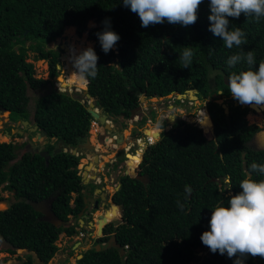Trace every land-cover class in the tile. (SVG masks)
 Returning a JSON list of instances; mask_svg holds the SVG:
<instances>
[{
	"label": "trees",
	"instance_id": "obj_1",
	"mask_svg": "<svg viewBox=\"0 0 264 264\" xmlns=\"http://www.w3.org/2000/svg\"><path fill=\"white\" fill-rule=\"evenodd\" d=\"M209 5L210 0H203L191 26L165 21L145 28L138 14L125 7L122 0H0V110H10L14 120L28 119L33 114L34 122L47 137H55V142L61 141L67 149L52 155L46 163L40 152L23 151L19 156L21 144L0 141V185L14 191L15 198L10 207L0 209V243H7L11 252L17 248L29 251L15 264L48 262L58 250L60 233L69 232L66 225L42 219V213L30 201L54 197L52 208L64 220L81 208V189L85 185L78 164L83 154L71 150L88 137L93 116L74 93L55 86L60 49L48 46L64 30L74 35V27L79 35L87 31L95 41L98 74L85 82L96 105L105 113L114 119L122 113L128 116L145 93L166 96L196 87L199 97L207 101L214 123L212 133L203 111L199 120L178 117L169 129L160 131L140 161L139 171L146 174L147 180L124 175L114 196L123 210L117 238L126 246L125 253L120 254L116 247L97 250L93 246L74 264H235L237 257L213 253L202 243L201 235L210 228L211 208L219 201L226 204L231 195L242 191L239 183L251 171L253 162L264 164V148L249 143L261 128L256 122H248L249 107L230 102L226 114L213 95L219 89L229 95L230 73L245 66L227 65L228 58L240 49L226 48L221 38L209 31ZM105 21L120 36L107 54L97 36L104 30ZM229 21L230 26L245 32L243 52H253L258 68L264 59V18L257 23L253 16L241 14L239 18L229 17ZM92 44L82 37L76 51ZM188 45L194 51L192 64L181 68L179 54ZM29 49L35 51V58L48 60L49 78L35 75L34 62L27 59ZM64 53L69 68L64 67L67 74L59 82L69 88L72 83L68 76L74 83L81 81L67 58L68 52ZM43 87L47 91L36 97L30 109L28 88ZM176 101L183 103L178 98ZM147 117L143 116L141 124ZM104 124L110 125L107 128L113 130L111 134L117 132L108 118ZM54 147L55 143L46 145L50 153ZM251 175L253 179H264L256 172ZM186 186L192 189L190 193ZM72 192H78L74 204L70 203ZM197 246L205 250L204 254H197ZM241 259L243 264H264L259 256Z\"/></svg>",
	"mask_w": 264,
	"mask_h": 264
},
{
	"label": "clouds",
	"instance_id": "obj_2",
	"mask_svg": "<svg viewBox=\"0 0 264 264\" xmlns=\"http://www.w3.org/2000/svg\"><path fill=\"white\" fill-rule=\"evenodd\" d=\"M202 2L203 0H122L125 7H129L133 13L138 14L141 25L145 28L149 25L162 24L165 21L173 25L180 24L183 27L191 26L198 18V9ZM209 7V31L221 38L226 48L232 49L235 46L240 49L238 53L228 58L227 65L230 68H235L237 65L245 66L230 73L228 91L242 105L264 107V59L259 62L257 68L253 52H243L242 46L247 44L245 32L240 27L230 26L229 21V17L239 18L241 14H244L246 17L253 16L259 23L261 18H264V0H210ZM97 36L106 54L120 39L119 34L111 30L107 21H105L104 30L98 32ZM193 56L194 51L191 45L185 46L183 52L179 54L181 68H190ZM69 59L81 82L97 76L98 55L91 45L77 52L74 45L70 44ZM58 89L62 90L60 87ZM196 94L198 95V91ZM221 95H223L222 90L219 94L216 92L214 97L218 99ZM198 99L201 104L203 99L199 95ZM223 100L230 104L225 98ZM249 109L253 108L249 107ZM4 113L5 111L1 109L0 119ZM169 118L175 119V117ZM260 127V129L264 128V126ZM141 137L147 140V135ZM53 138L56 140L55 137ZM149 144L151 143L147 142L146 145ZM250 170L246 178L239 183L242 191L231 195L226 204L219 201L211 208L210 228L201 235L202 243L213 253L218 251L221 255L227 253L229 258L237 257L235 264H243L241 258L248 255L264 258V179H253L251 175V172H256L264 176V164L253 162ZM186 191L190 193L192 189L186 186ZM121 254H124V251ZM48 262L41 264H48Z\"/></svg>",
	"mask_w": 264,
	"mask_h": 264
},
{
	"label": "flooded vegetation",
	"instance_id": "obj_3",
	"mask_svg": "<svg viewBox=\"0 0 264 264\" xmlns=\"http://www.w3.org/2000/svg\"><path fill=\"white\" fill-rule=\"evenodd\" d=\"M59 51H62V48H60ZM60 55H61V52H60ZM62 63H63V60L61 61V65ZM224 97L226 98V101L228 100L231 103L232 102L235 103L236 101V99L232 97L231 93ZM181 106H185V103H182ZM153 111L155 113L154 115L152 114ZM133 114L134 113L132 112L128 116L125 115V113L120 114L126 118H129L131 121H133L132 128H131L132 137L134 133L136 132L137 124L141 122L140 120L143 118L146 112H144L143 110L142 113L140 112V115L138 117ZM147 114H148L147 120L151 119L152 121L154 120L156 116V111L153 109H150L149 113ZM13 116L14 115L11 113H9L7 116L3 115L2 119H7V120H4L2 123V127H1L2 134H5L6 131L11 132L15 128H22L24 129V132L22 134H19L18 132L13 133L10 136V138H14L15 141L12 139L11 141L21 144L20 147L23 148V151L30 150L32 154L36 153L37 151H40L39 147L45 142L44 141L45 139H38L40 141L39 144H35L31 140V136H34L39 133V130H35L34 134L31 135V131L29 130V127H33L34 125L37 124L34 122L35 118L33 117V114L28 118V120L30 121V125H24L22 123V120L24 119L14 120ZM112 118L113 117L108 115V119L110 121ZM177 118L175 117L174 120L169 122L170 126L166 125L168 123V119H161V121L158 123V127L162 129L164 128L169 129L172 126V124L176 121ZM18 121L20 122L19 124H18ZM93 121H97V120H95V118L93 117L92 122ZM100 123H101L100 126H103V130L100 133L101 138H103L104 141H106L107 136L113 135L112 142H114L116 140L114 135L117 134V132L115 134H111L113 130L111 131L110 129H108L104 123L102 122ZM113 128H115L116 131L118 130L116 126H114ZM146 130H150V129L147 128ZM118 132L120 134H123L119 130ZM261 133L262 132H260V135ZM89 135L84 141L80 142L76 146L78 154H83V151H82L83 149H87L88 151L93 150L91 152L95 151V153H93L92 155V159L88 161L87 164H83V166L85 165L84 169H81V167L78 164L79 173L82 175V182L85 185V187L81 189V192H82V195H81L82 201L80 202L81 208L75 213H69L67 220H64L61 218L62 225H66L69 231V232L63 231L64 234L61 237V239L63 240V237H66L64 245H66L67 242H71V244H69L70 246L67 249H64L63 251L65 254V257L69 258L68 264H74L77 259L82 257L84 253L90 250L91 248H93V246L96 249H97V246H100V249L116 247L118 248L121 254V249L123 245L117 238V228L120 224L123 223V219H122L123 210H122L121 205L115 203L114 196L121 186V183H122L121 178L124 175H130L132 168L134 170L133 172H136L137 174H144L139 171L141 160L138 161V158H137V154H138L137 152L139 148L138 146L146 144L145 139L141 137L142 135L141 136L139 135L137 137L134 136L135 138H133V140L130 139L129 143H127L125 147L115 149V152L111 156V158L106 160L101 166L99 165V161L102 159L100 158V155L102 156V154L98 153L99 150H97L95 145L91 143ZM16 137H22L24 138V140L23 141L16 140ZM139 137L141 138L139 139ZM46 139H52V138L46 137ZM47 143L45 142L44 149H47L46 148ZM54 143L56 147L58 142H54ZM120 143L121 141L117 142L116 145ZM138 143H141V144H138ZM134 153L135 155H133ZM130 155L135 163L133 165L129 164V162L131 161ZM85 173H86L85 176H87L89 179V181L86 183H85V178H84ZM113 175L114 177H112ZM144 175L146 176V174ZM106 177L107 178L111 177V179H106ZM108 180L113 184V186L111 185L112 187L110 189L106 185V183H108L107 182ZM71 194L72 196L70 199V203L74 204L78 197V192H72ZM50 198H53L54 200V197H48L45 199H50ZM7 199H10L11 202L13 201V199L11 198H7ZM115 204L119 205L120 208L117 206H114ZM101 224L102 226H100ZM123 247H124L123 251L125 253L126 247L125 246ZM79 254H82V255L79 257ZM56 264H63V263L59 262Z\"/></svg>",
	"mask_w": 264,
	"mask_h": 264
},
{
	"label": "rangeland",
	"instance_id": "obj_4",
	"mask_svg": "<svg viewBox=\"0 0 264 264\" xmlns=\"http://www.w3.org/2000/svg\"><path fill=\"white\" fill-rule=\"evenodd\" d=\"M92 24H94V22ZM65 31L66 30H64V32L61 34V36L57 37L56 39H54L53 41L48 43V46L53 48V49H58V48L60 49L62 46L67 47V48H63L62 51H60L61 52L60 60L61 61L63 60V63H62V66L60 68V73L55 78V80H56L55 86H57V88L60 87L62 90H67L68 92H71L74 94H75V92H81L82 93V88H78L77 86H75L74 83L71 84V87H69V88L68 87L63 88L59 82L60 76H65L67 74L66 70L64 69L66 60L64 59L63 54H65L64 52L68 51V47L70 44L74 45V47L76 49V46L78 44H81V38L82 37H83V40H85V41L91 40L93 43L92 47L94 46V40L89 39L87 31H85L81 35H79L76 32L75 27H74V33H75L74 35H68V33ZM28 44H29V42H28ZM34 54H35V51L29 49L27 59L29 61L34 62L35 69H36L35 75L37 77L49 78L50 75H49V68H48L49 67L48 60L45 58H35ZM67 58H69V51H68ZM76 89H78V91ZM219 90H222V89H219ZM45 91H47V87L46 88L43 87L40 89L28 88V94L30 96V102H29L30 109H33V105H34V101H35L36 97L39 96L40 94L44 93ZM215 94L216 93H213V95H215ZM217 94H219V92H217ZM144 95H146V93ZM153 96H155V95L152 93L149 95H146V97L144 98L145 100L142 101L141 100L142 95H141L140 104L142 105V108L140 110H138L139 112H136L133 115L138 117L140 115V112L142 113L143 110H144V112H146L145 115H148L147 113H149V110L153 109L156 111V116H155L154 120H152V121H151V119H148L142 124H141V122L138 123L136 132L134 133L133 137L131 136V128H132L133 121H131L129 118L124 117L123 115H118L115 119L114 118L111 119V123L114 126H116V128L119 131H121L123 133V134H120L117 130V134L114 135L115 138H119L121 141V143L118 145H116L114 142H112L111 139H106V141H104V139L101 138L100 133L103 130V126H100L101 123L98 120L93 121L91 123V127L89 130V134H90L89 137H90L91 143H93L95 145L96 149L99 150V152L98 151H96V152L102 154V156L100 155V158H102L99 161L100 166L103 165V163L106 160L111 158V156L115 152V149L125 147L127 145V143H129L130 139L133 140V138H135L139 135L140 136L141 135H143V136L148 135L151 130H146L147 128L152 129V130L153 129L161 130L162 128L158 127V123L161 121V119H168V126H170L169 122L172 121L173 119H171L169 117H176V118L180 117V118H184L186 120L192 121V120L198 119V117L202 114L203 111L208 116V113L206 110L207 107L205 104L206 100H202V103L200 104L198 102V100L196 102V100H194V99H190L189 97H185L184 99H182V98L180 99V100H182L183 103H185V106H181L180 104L177 103V101H176L177 97H175V96L167 95L166 97H163L161 99L155 98ZM223 98H225V97L223 95H221L217 99L218 102L225 101V100H223ZM202 108H205V109L202 110ZM262 109H264V108H262ZM102 112H103V110H102ZM249 114H253V117H250ZM7 115H8V112H5L4 116H7ZM259 116H261L262 119ZM246 117L248 119V122H250V123L256 122L260 126H264V111H261V109L256 110V111H254L253 109H250V111H249V113H247ZM4 120H7V119H0V141H11V139L15 141L14 138H10V136H7L6 134H2L1 127H2V123ZM33 134H34V132H31V135H33ZM2 135H5V138L2 137ZM153 137H154V139H158V135H156L154 133H153ZM140 138L141 137H139V139ZM142 138H144V137H142ZM16 140L23 141L24 138L16 137ZM31 140L35 144H39V142H40L38 140L37 134L34 136H31ZM145 141L147 144L148 140H145ZM138 144H141V143H138ZM136 146H137V144H136ZM146 147H147V145H145V148ZM138 150H142V147H139ZM82 151H83L84 155H83V157L80 158L79 166L81 167V169H84L85 165L83 166V164H87L88 161H90L92 159V155H93V153H95V151L91 152L93 150L88 151L87 149H83ZM22 152H23V148L19 147L18 148L19 156ZM131 153H133V152H131ZM133 155H135V153ZM130 158H131V161L129 162V164L132 165L134 163V160L132 159L131 155H130ZM140 160H142V158H140ZM112 177H114V175ZM106 179H111V177H108V178L106 177ZM107 182L108 183H106V185L110 189L113 186V184L109 180ZM4 198H11L14 200L15 199L14 198V192L11 190L5 189L2 185H0V209L6 207V204L2 201ZM60 234H61V235H59L60 237L56 241L57 244L59 245V249L57 250L55 255L53 257H51L48 264H56L59 262H61L63 264L69 263V258L65 257V254L63 251H64V249H67L70 246L69 244H71V242H67L66 245H64L66 237H63V240H62L61 236H62V234H64V232H62ZM62 244H63V247H62ZM7 248H8L7 243H5V242L0 243V264H15V263L19 262L21 259L26 258L27 253H29V251L27 249H24V248H17L15 252H11ZM202 254H204V253H202ZM202 254H199V255H202ZM33 257L36 258L35 254L33 255ZM72 259H74V258H72ZM36 260H38V259L36 258Z\"/></svg>",
	"mask_w": 264,
	"mask_h": 264
},
{
	"label": "water",
	"instance_id": "obj_5",
	"mask_svg": "<svg viewBox=\"0 0 264 264\" xmlns=\"http://www.w3.org/2000/svg\"><path fill=\"white\" fill-rule=\"evenodd\" d=\"M114 47H116V45ZM61 48L63 49V48H67V47H63L62 46ZM58 66H59V68H61L62 65L59 64ZM75 86H77V85H75ZM192 89L194 90V97H193V99H195L196 101L199 100L198 99V95L196 94L197 91H198V89L196 87H189V89L187 88V90L185 92H175V91H173V92L169 93L168 95L175 96L178 99H181V98L184 99L185 97L192 98V97H190V93H187L188 91H190ZM76 90L78 91V89H76ZM218 92L220 93L221 90H219ZM74 95L79 100H81L88 107V110L90 111L91 115L95 118V120H99L100 122L104 123V121L106 120V118H108V114L105 113V112H102V109H100L96 105V103H95L96 98L88 91V84H86V87L85 88H82V93L81 92H75ZM166 96H163V95L162 96H157V95H155L153 97L158 98V99H161V98L166 97ZM145 97H146V95H142L141 100L142 101L145 100L144 99ZM220 103H221L222 107L224 108L225 113L228 114L230 112L229 104H227V102H225V101H222ZM238 104H240V103L238 101H235V105H238ZM240 105L242 107L248 106V107L253 108L255 110H259V109L262 110V108H257V107L251 106V105H242V104H240ZM141 108H142V105L141 104H138L135 108H133L131 110V112L132 113H136ZM3 111L10 113V110H8V109H4ZM207 111H208V109H207ZM208 117H209V120H210V126L209 127H210V130L213 133V125H214V123H213V121H212L209 113H208ZM19 123L20 122L18 121V124ZM22 123L24 125H30V121L28 119L22 120ZM106 127H110V125L108 124V126H107V124H106ZM29 130L31 132H33L35 130H39V133L37 134L38 139H45L44 141L46 143L47 142H50V143H54L55 142L54 138H52V139H46V137H47L46 131L42 127H39L38 124L34 125L33 127H29ZM263 131H264V128L258 130L254 134V136L252 137V139L250 141V143H252L256 148H264V133H263ZM15 132H18L19 134H22L24 132V129H22V128H15L11 132L10 131H6L5 134L7 136H11ZM260 132H262L261 135H260ZM154 134L158 135V137H159L160 136V131L154 132ZM45 142L39 147V150L40 151H37V152H40L45 157L46 163L49 162V159H50V157L52 155L56 154L57 152H60L61 150H67L64 147L63 143L61 141H59L58 144L56 145V147L50 153L47 149H44ZM117 142H120V139L119 138H117ZM71 151H72V153L78 154L77 147L73 148ZM244 155H245V153L242 154V156H244ZM243 168L245 170H247L246 162H243ZM133 171L134 170L132 168V171H131V174H130L131 176H134L136 178H139V179H141L143 181H146L147 180V177L144 174H137L136 172H133ZM247 173L249 174L250 172L247 171ZM85 175H86V173L84 174L85 183H86V182L89 181V179ZM2 201L6 204V207H4V208L10 207V205L12 203L10 201V199H7V198L3 199ZM30 203L32 204V206L36 210H38V211H40L42 213V219L47 220V221H49V222H51V223H53V224H55L57 226H59V225L62 224V219L56 214V212L52 208L53 198L43 199V200H39V201H30ZM114 206H117V207L120 208V206L117 205V204H115ZM100 226H102V224ZM98 249H100V246H97V250ZM196 250H197V253L198 254L204 253V251L201 249L200 246H197L196 247ZM121 253H123V247L121 249ZM81 255L82 254H79V257Z\"/></svg>",
	"mask_w": 264,
	"mask_h": 264
},
{
	"label": "bare ground",
	"instance_id": "obj_6",
	"mask_svg": "<svg viewBox=\"0 0 264 264\" xmlns=\"http://www.w3.org/2000/svg\"><path fill=\"white\" fill-rule=\"evenodd\" d=\"M68 51H69V47H68ZM68 51H67V52H68ZM64 67H65L66 69L69 68L68 65H65ZM69 71H70V70H69ZM60 77H61V76H60ZM68 80H69V83H72V84L74 83V82H72V81L69 79V76H68ZM81 83H83V84L85 85V87H86V84H87V83H86L85 81H83V82H78V83H74V84L77 85V84H81ZM85 87H83V88H85ZM73 90H74V89H73ZM187 93H190V97H192V98L194 97V90H193V89L190 90V91H188ZM261 108H264V107H261ZM112 126L114 127L113 124H112ZM150 130L153 131V130H155V129H153V130L150 129ZM114 143H115V144L117 143V138H116V140L114 141ZM145 145H146V144H143V145H140V146H139V147H142V150H138V152H137V153H138V154H137V158H138V160H139V159L141 158V156H142V153H143V150H144V148H145ZM135 153H136V151H135ZM133 164H135V163H133ZM133 164H132V165H133Z\"/></svg>",
	"mask_w": 264,
	"mask_h": 264
},
{
	"label": "built area",
	"instance_id": "obj_7",
	"mask_svg": "<svg viewBox=\"0 0 264 264\" xmlns=\"http://www.w3.org/2000/svg\"><path fill=\"white\" fill-rule=\"evenodd\" d=\"M146 139L148 140L149 143H152L155 141V139L152 135H147Z\"/></svg>",
	"mask_w": 264,
	"mask_h": 264
},
{
	"label": "crops",
	"instance_id": "obj_8",
	"mask_svg": "<svg viewBox=\"0 0 264 264\" xmlns=\"http://www.w3.org/2000/svg\"><path fill=\"white\" fill-rule=\"evenodd\" d=\"M55 140V139H54Z\"/></svg>",
	"mask_w": 264,
	"mask_h": 264
}]
</instances>
